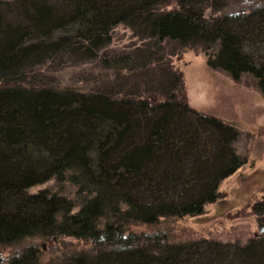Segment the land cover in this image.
Here are the masks:
<instances>
[{"label":"trees","instance_id":"obj_1","mask_svg":"<svg viewBox=\"0 0 264 264\" xmlns=\"http://www.w3.org/2000/svg\"><path fill=\"white\" fill-rule=\"evenodd\" d=\"M228 5L0 0L5 264H264V194L249 205L259 234L243 245L178 241L165 226L222 202L220 184L244 163L237 129L187 104L168 57L200 50L210 69L249 77L264 99V4ZM120 29L133 40L112 52ZM85 63L98 73L83 72L82 86L53 77ZM62 238L88 248L42 261L41 244Z\"/></svg>","mask_w":264,"mask_h":264},{"label":"rangeland","instance_id":"obj_2","mask_svg":"<svg viewBox=\"0 0 264 264\" xmlns=\"http://www.w3.org/2000/svg\"><path fill=\"white\" fill-rule=\"evenodd\" d=\"M49 1H59V4L63 2ZM228 3L225 11L231 13L248 11L254 6L264 4V0H228ZM131 40L133 39L129 34L120 29L115 35L112 52H117ZM168 60L169 68L181 73L183 77L181 95L187 104L196 111L229 122L237 129L233 147L244 163L220 184L222 202L208 205L203 215L193 219L167 222V232L178 241L206 238L243 245L259 234L257 218L249 205L264 194V99L249 77L234 81L224 72L210 69L206 64V54L200 50L176 53L169 56ZM76 67L83 69L76 70ZM83 72L92 73L94 76L98 70L91 63L78 64L60 69L53 77L61 85L79 87L82 86L85 76ZM40 73L46 74L45 71ZM246 189H251L254 194L247 193L248 197L244 199ZM132 230L140 233L146 227H132ZM41 246L42 261L58 258L70 251L79 253L88 248L82 242L70 238L55 239L54 242L43 243ZM7 252H3L0 264H5Z\"/></svg>","mask_w":264,"mask_h":264}]
</instances>
